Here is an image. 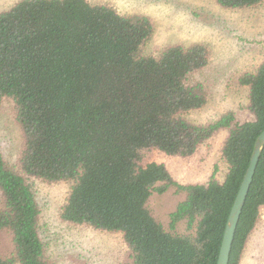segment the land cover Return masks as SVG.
I'll use <instances>...</instances> for the list:
<instances>
[{"label":"trees","instance_id":"1","mask_svg":"<svg viewBox=\"0 0 264 264\" xmlns=\"http://www.w3.org/2000/svg\"><path fill=\"white\" fill-rule=\"evenodd\" d=\"M228 9L264 0H214ZM149 18L86 0H19L0 11V104L14 103L20 149L0 151V231L11 250L0 264H54L40 235L33 180L70 183L62 221L118 233L130 264H216L226 220L264 129V59L236 83L247 88V117L225 111L194 123L206 101L195 78L209 62L204 43L144 52ZM222 132L219 162L200 182H180L152 151L192 156ZM220 162L225 169L221 178ZM182 198L164 227L152 194ZM264 208V146L235 230L228 264H240Z\"/></svg>","mask_w":264,"mask_h":264},{"label":"rangeland","instance_id":"2","mask_svg":"<svg viewBox=\"0 0 264 264\" xmlns=\"http://www.w3.org/2000/svg\"><path fill=\"white\" fill-rule=\"evenodd\" d=\"M19 0H0V11ZM104 4L123 15H144L153 26L144 52L157 53L162 48L179 44L204 43L210 56L208 64L194 76L206 86V101L188 112L194 123L212 121L225 111L244 120L247 112V88L236 83L243 72L253 71L264 59V4L250 8L228 9L214 0H86ZM222 132L210 138L189 157L167 156L152 151L148 160L161 162L172 177L180 182H200L219 162ZM20 132L14 121V103L4 98L0 104V151L11 163L20 149ZM221 178L225 166L220 162ZM33 190L40 206V235L47 257L54 264H130L129 252L118 233L95 230L62 221L59 217L70 183H46L33 180ZM182 198L172 189L152 194L148 207L164 227L167 215ZM11 250V238L0 231V252ZM240 264H264V208L251 235Z\"/></svg>","mask_w":264,"mask_h":264},{"label":"water","instance_id":"3","mask_svg":"<svg viewBox=\"0 0 264 264\" xmlns=\"http://www.w3.org/2000/svg\"><path fill=\"white\" fill-rule=\"evenodd\" d=\"M264 146V129L257 136L252 153L249 159V163L239 185V189L232 203L229 211L226 224L224 227L222 240L218 252L216 264H228L231 246L235 234V230L239 221V217L251 185L256 166L260 157L261 150Z\"/></svg>","mask_w":264,"mask_h":264}]
</instances>
